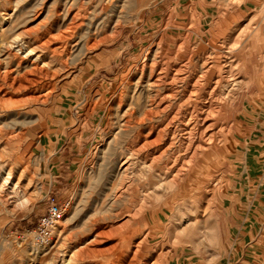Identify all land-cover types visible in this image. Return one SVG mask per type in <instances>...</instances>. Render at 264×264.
<instances>
[{"label":"rangeland","instance_id":"obj_1","mask_svg":"<svg viewBox=\"0 0 264 264\" xmlns=\"http://www.w3.org/2000/svg\"><path fill=\"white\" fill-rule=\"evenodd\" d=\"M4 168L0 264H264V0H0Z\"/></svg>","mask_w":264,"mask_h":264},{"label":"bare ground","instance_id":"obj_2","mask_svg":"<svg viewBox=\"0 0 264 264\" xmlns=\"http://www.w3.org/2000/svg\"><path fill=\"white\" fill-rule=\"evenodd\" d=\"M79 9V8H78ZM40 11V10H39ZM41 12V11H40ZM57 15V14H56ZM77 24V23H76ZM69 31V30H67ZM47 32V31H46ZM33 33V32H32ZM69 34V33H68ZM44 38V37H43ZM58 38V37H57ZM54 40V39H53ZM26 41V40H25ZM43 45V44H42ZM14 52V51H13ZM54 55V54H53ZM201 55V54H200ZM43 59V58H42ZM48 62V61H47ZM187 65V64H186ZM185 65V66H186ZM35 68V67H34ZM139 68V67H138ZM182 73V72H181ZM229 74V73H228ZM194 75V74H193ZM201 76V75H200ZM160 77V75H159ZM157 77V80L155 81V84L158 88H160L161 78ZM231 77V76H230ZM236 77V76H235ZM175 78V77H174ZM232 80V79H231ZM196 81V80H195ZM179 82V81H178ZM182 82V81H181ZM32 84V83H31ZM165 84V83H164ZM131 85V83H130ZM153 85V84H152ZM222 85V84H221ZM209 94V93H208ZM187 96V95H186ZM192 96V95H191ZM35 97V96H34ZM163 97V96H162ZM152 111V109H150ZM160 110V108H159ZM131 108L128 110V120L126 122H130V120L133 118L134 114L130 113ZM188 111V110H187ZM155 112V110L153 111ZM147 113V112H146ZM192 113V112H191ZM145 114V113H144ZM147 116V114H145ZM152 116V114H149ZM127 116V115H126ZM144 118V117H143ZM142 119V118H141ZM150 119V118H149ZM176 119V118H175ZM178 119V118H177ZM126 120V119H125ZM143 120V119H142ZM141 121V120H140ZM141 124V123H140ZM169 124V123H168ZM182 126V125H181ZM187 127V126H186ZM203 128V127H202ZM220 129V128H219ZM124 130V129H123ZM161 130V129H160ZM195 130V129H194ZM173 131V130H172ZM207 135V134H206ZM111 136V135H110ZM184 138V137H183ZM108 140V139H107ZM163 140V139H162ZM209 140V139H208ZM151 141V140H150ZM193 141V140H192ZM147 140H145V143ZM156 141H154L155 143ZM143 143V142H142ZM152 143V142H151ZM152 143V144H154ZM181 143V142H180ZM147 144V143H146ZM161 144V143H160ZM156 145V144H155ZM154 145V147H155ZM138 147V146H137ZM145 148V147H144ZM142 149V147H141ZM149 150V148H146ZM144 150V149H143ZM156 154V153H155ZM159 155V154H158ZM127 159V158H126ZM27 161V160H26ZM132 162V161H131ZM187 162V161H186ZM129 161L126 160L122 164V169L125 171L128 169ZM182 169V168H181ZM167 170V169H166ZM123 171V170H122ZM128 171V170H127ZM137 177V176H136ZM27 181H30V173L27 168H21L18 169L16 172L13 168H4L0 172V193H8L13 194L15 196H21L24 194L23 192V183ZM127 181V180H126ZM11 189V190H10ZM120 189V188H119ZM9 191V192H8ZM11 192V193H10ZM153 192V191H152ZM142 193V192H141ZM150 194V193H149ZM2 196V195H1ZM5 196V195H4ZM4 198V197H3ZM118 212V211H117ZM133 215V214H132ZM139 216V215H138ZM122 226V225H121ZM121 229V228H120ZM83 233V232H82ZM78 236V235H77ZM69 238V237H68ZM63 248V247H62ZM129 258V257H128Z\"/></svg>","mask_w":264,"mask_h":264},{"label":"built area","instance_id":"obj_3","mask_svg":"<svg viewBox=\"0 0 264 264\" xmlns=\"http://www.w3.org/2000/svg\"><path fill=\"white\" fill-rule=\"evenodd\" d=\"M66 207V205L61 206L56 200H50L47 214L40 219L35 231V240L39 244H47L50 242L52 232L62 218Z\"/></svg>","mask_w":264,"mask_h":264}]
</instances>
